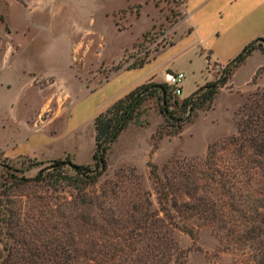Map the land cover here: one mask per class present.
Instances as JSON below:
<instances>
[{
	"label": "trees",
	"instance_id": "16d2710c",
	"mask_svg": "<svg viewBox=\"0 0 264 264\" xmlns=\"http://www.w3.org/2000/svg\"><path fill=\"white\" fill-rule=\"evenodd\" d=\"M255 48L264 52V37L253 38L216 77L181 99L173 85L152 78L117 97L92 120L89 163L66 156L33 178L1 173L0 264H187V250L174 235L183 229L194 238V225L187 221L214 229L226 249L233 245L231 264H264V88L248 94L236 133L210 143L204 158L171 159L162 175L148 162L157 208L134 168L130 176L119 172L115 180L94 186L107 168V151L147 97L157 96L160 113L172 127L166 133L178 134L193 113L211 107ZM35 186L66 189L68 195L26 192ZM178 220L185 222L179 226Z\"/></svg>",
	"mask_w": 264,
	"mask_h": 264
},
{
	"label": "rangeland",
	"instance_id": "374dc122",
	"mask_svg": "<svg viewBox=\"0 0 264 264\" xmlns=\"http://www.w3.org/2000/svg\"><path fill=\"white\" fill-rule=\"evenodd\" d=\"M184 4L185 0H0V174L33 178L50 162L66 160V156L8 158L1 149L20 142L32 130L60 131L80 96L132 62L153 57L183 32ZM261 58L255 52L240 64L211 107L193 113L178 134L166 133L172 127L160 113L157 96L147 97L107 151V168L95 188L115 180L119 172L130 176L129 169L134 168L157 208L148 162L155 163L162 175L169 160L202 159L210 143L235 134L238 112L248 94L264 88V62L251 75ZM222 65L211 61L206 66L202 56L193 57L179 99L216 77ZM25 120L27 129L21 127ZM79 139L74 161L89 163L94 149L92 122L81 128ZM46 188L27 187L26 192L68 195L66 189ZM184 222L178 220L179 226ZM187 222L194 225V238L183 229L174 232L187 250V264L233 262V245L226 249L214 229Z\"/></svg>",
	"mask_w": 264,
	"mask_h": 264
},
{
	"label": "crops",
	"instance_id": "0c3cea01",
	"mask_svg": "<svg viewBox=\"0 0 264 264\" xmlns=\"http://www.w3.org/2000/svg\"><path fill=\"white\" fill-rule=\"evenodd\" d=\"M184 5V30L171 43L143 65L121 68L80 96L71 106L60 131H29L20 142L1 149L3 155L43 160L69 156L74 161L76 150H79L81 128L136 84L149 77L163 78L165 70L185 73L191 69L196 56H202L206 66L211 61L224 64L253 38L264 37V0H185ZM188 52L193 54L187 55ZM255 52H260L262 58L255 64L251 75L264 62L261 48H255L246 59ZM21 127L27 129L28 122L25 120Z\"/></svg>",
	"mask_w": 264,
	"mask_h": 264
},
{
	"label": "built area",
	"instance_id": "2783aa9c",
	"mask_svg": "<svg viewBox=\"0 0 264 264\" xmlns=\"http://www.w3.org/2000/svg\"><path fill=\"white\" fill-rule=\"evenodd\" d=\"M185 78V73L181 70H165L163 80L174 86L177 94L181 93V84Z\"/></svg>",
	"mask_w": 264,
	"mask_h": 264
}]
</instances>
